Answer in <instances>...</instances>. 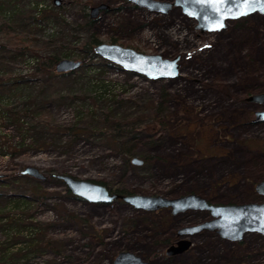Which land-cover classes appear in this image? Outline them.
Here are the masks:
<instances>
[{"label":"rangeland","instance_id":"374dc122","mask_svg":"<svg viewBox=\"0 0 264 264\" xmlns=\"http://www.w3.org/2000/svg\"><path fill=\"white\" fill-rule=\"evenodd\" d=\"M5 3L25 18L36 5L56 21L34 25L21 19L13 34L22 27L32 52H7L0 69V83L27 81L10 91L0 86V264H113L122 251L149 264H264V236L257 233L240 242L210 231L177 236L179 229L209 219L208 212L173 216L117 200L87 203L52 179L63 174L167 198L193 193L211 204L263 202L255 185L264 178V122L252 121L264 107L246 100L264 92V13L201 32L180 7L164 14L127 0ZM99 4L109 10L88 31L84 15ZM90 33L100 43L179 57V76L152 80L91 63L72 75H52L55 64L48 58L58 46L81 47ZM0 45H7L3 29ZM41 60L46 71L37 72ZM133 157L145 164H131ZM27 166L46 179L22 175ZM10 195L22 203L15 205ZM180 238L191 242L188 250L166 256L168 245Z\"/></svg>","mask_w":264,"mask_h":264},{"label":"water","instance_id":"95a60500","mask_svg":"<svg viewBox=\"0 0 264 264\" xmlns=\"http://www.w3.org/2000/svg\"><path fill=\"white\" fill-rule=\"evenodd\" d=\"M137 8L150 12L166 13L172 6L180 7L182 12L197 21V28L201 32L219 31L231 19L248 16L253 13H264V0H257L245 15L228 16L223 19V27H214L220 21V11H243L242 0H227L226 3L217 0H174L172 3L158 0H127ZM55 6L60 0H53ZM108 9L107 5L99 4L90 8V18H97L101 11ZM93 53L96 57L119 66L121 69L132 72L147 79L163 80L179 76V57L171 59L162 58L157 54H144L132 48L123 47L112 43H99L94 46ZM80 60L61 59L54 65L58 74L77 70L81 66ZM247 101L263 105L264 92L247 98ZM253 122H264V110L254 113ZM133 165L143 164V160L133 157ZM22 175L43 181L46 176L37 168L27 166ZM54 178L60 180L66 189L76 198L92 204H108L115 200L122 201L135 210L143 212H156L169 209L175 216L187 211H207L210 218L200 224L185 226L177 231L179 237H189L202 231L216 232L221 239L231 242H240L247 233H258L264 236V201L260 203L240 204H211L197 194H187L180 197L167 198L160 195L119 194L111 193L104 185L89 181L79 180L69 175L58 174ZM255 192L264 196V178L255 185ZM188 239L180 238L165 250V255L173 257L182 254L190 247ZM113 264H149L141 257L128 252H119Z\"/></svg>","mask_w":264,"mask_h":264},{"label":"trees","instance_id":"16d2710c","mask_svg":"<svg viewBox=\"0 0 264 264\" xmlns=\"http://www.w3.org/2000/svg\"><path fill=\"white\" fill-rule=\"evenodd\" d=\"M6 4L7 3H5V0H1L0 1V22H1L0 23V30L3 29V31L5 33V37L7 39V45H0V69H3L2 65H5L7 63L8 58H5V55H6L7 52H16L18 54H23L25 51L32 52V50L29 48L30 47L29 46L30 45L29 41L24 36L25 34L23 32V28L22 27L18 30L19 32H17V34H13V32L15 31L14 26L17 23H19L20 21H22L21 19H23V20L24 19H29L30 21H32V23L34 25L37 24V23L43 24L44 23V18L53 19V20L56 21V18H55L54 15H52L51 18L49 16H47V17L43 16V13L41 12V9H38L36 5H34V7L30 10L32 12H26L25 13L28 16L27 18H25V16H23V12H21L19 9L15 8L14 5L11 6V8H9ZM30 13H34V15L31 16V15H29ZM84 20H85V27L87 28L88 31H90L92 29V26H93L94 22L96 21V19H91L90 15L88 14V16L84 15ZM99 43L100 42L98 41V39L92 33H90L89 37H87L84 40V42L81 44V47L65 48L63 45H61V46L59 45L58 46V50H57L58 53L55 54L54 56H50L48 58V60L52 64H55L57 61L61 60L60 57H66V58L76 57V59H79L82 63H81V66L75 71L68 72V73L57 74L53 70L52 75L56 74L55 76H61V77H64L65 75H72V74L76 73L80 69L83 70V68H89L90 67V63L91 64H95L96 66H100L102 68H106V69L114 68V69H117V70L118 69L121 70L118 66L113 65V64H111V63H109L106 60H103L101 58H96L95 57V55L93 53V49H94V46L99 44ZM72 49H76L77 52H78V54L77 55L74 54L73 57H71L72 56L71 55ZM67 51H69V52H67ZM96 59H100V62L94 63V60H96ZM42 60L39 62V64L36 67L35 71H37V72L46 71L44 66H42L43 63H44ZM0 81H1V79H0ZM30 81H32V80H30ZM26 83H27V81L23 80L21 78L19 81H13L11 83H9L8 81H6L4 83H0V86H2V85L3 86H7V91H10L13 87H17L18 85L21 86V85L26 84ZM105 87H106V85L103 86L102 84H100L98 86V89H99V91H101L103 93H107L108 89H106ZM37 109H38V111H40L39 108H37ZM113 111H116V110L113 109ZM12 120L14 122H17L18 121V117L16 115H14V118H12ZM33 128H34V126H33ZM149 128H150V126H147L148 130H149ZM28 129L32 130L31 127H29ZM143 164H145V160H143ZM52 179L54 181H56V182L58 181V182L62 183L61 181L55 179L53 175H52ZM97 183H100V182H97ZM100 184H102V183H100ZM102 185H104V184H102ZM104 186L110 192L119 193V194H130V192L125 191V190H120V189L111 190L106 185H104ZM65 191H66L68 196L72 197L73 199H77V198L73 197L71 195V193L67 189H65ZM31 194L33 195L34 192L32 191ZM32 195L26 197L27 198L26 199L27 203L31 202V200H32L31 198H33ZM8 198L11 199L15 205L20 203L21 200H22L19 196H15V195H12V196L10 195V196H8ZM38 198L40 199V197H38ZM77 200H80V199H77Z\"/></svg>","mask_w":264,"mask_h":264},{"label":"snow or ice","instance_id":"6c2138e0","mask_svg":"<svg viewBox=\"0 0 264 264\" xmlns=\"http://www.w3.org/2000/svg\"><path fill=\"white\" fill-rule=\"evenodd\" d=\"M218 3L223 2L226 3L227 0H217ZM257 3V0H242L243 11H228L226 8L220 11V21L214 25V27H223V19L228 16H238L245 15L251 9L252 5Z\"/></svg>","mask_w":264,"mask_h":264},{"label":"flooded vegetation","instance_id":"af4514ba","mask_svg":"<svg viewBox=\"0 0 264 264\" xmlns=\"http://www.w3.org/2000/svg\"><path fill=\"white\" fill-rule=\"evenodd\" d=\"M59 6V5H58ZM107 11L109 10V9H106ZM237 19H239V18H237ZM231 20H236V19H231ZM225 28V27H224ZM224 28H222V29H224ZM221 29V30H222ZM221 30H219V31H221ZM112 44H114V43H112ZM175 57V56H174ZM174 57H172V58H174ZM171 59V58H170ZM178 63H179V67H180V59H179V61H178ZM247 101V100H246ZM248 102V101H247ZM253 104H256V103H253ZM257 105H260V104H257ZM263 106V105H262ZM253 122V121H252ZM253 123H255V122H253ZM256 123H262V122H256ZM161 210H163V209H161ZM160 211V210H159ZM205 212H207V211H205Z\"/></svg>","mask_w":264,"mask_h":264}]
</instances>
